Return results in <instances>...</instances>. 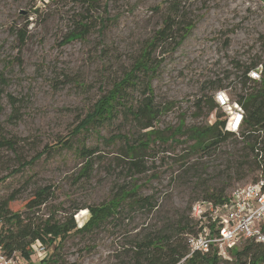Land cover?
Wrapping results in <instances>:
<instances>
[{
  "label": "rangeland",
  "instance_id": "1",
  "mask_svg": "<svg viewBox=\"0 0 264 264\" xmlns=\"http://www.w3.org/2000/svg\"><path fill=\"white\" fill-rule=\"evenodd\" d=\"M161 1L99 0L92 10L81 0H0V73L5 79L0 85V140L16 141L14 150L0 148V200L15 194L11 211L42 219L64 220L72 213L77 227L89 217L87 206L107 201L121 186L138 184V193L149 195L155 205L151 210L124 207L119 216L90 232L70 233L55 251L66 262L124 264L128 259L124 249L144 228H161L171 217L189 215L190 206L206 193L223 189L227 196L258 176L239 132L209 155L186 158L185 146L191 141L184 140L189 127L225 118L219 106L207 112L195 105L202 92L213 93L208 81L222 79L229 100L250 90L251 84L246 90L240 87L242 69L236 63L264 57V0H182L184 15L194 26L174 50L154 52L160 64L150 83L154 101L167 108L157 116L154 128L164 136L178 126L184 132L141 149L140 172L128 170L126 146L145 139V130L132 116L119 115L70 136L97 97L128 70L162 25L167 2L155 9ZM84 16L98 20L85 37L63 43L79 29V21H88ZM19 29L25 35L22 44ZM138 89L141 84L131 90L133 99L142 97ZM9 94L18 107L12 118ZM218 113L223 115L218 118ZM118 133L127 140L109 139ZM61 139H69L68 147L45 152L13 172L44 145ZM83 145L96 148L87 175L80 174ZM43 186L50 192L47 201L26 209V199ZM53 245H46L48 253ZM242 247V240L236 242L221 255L220 264H234L233 255ZM43 256L32 251L29 263L17 253L11 258L15 264H38Z\"/></svg>",
  "mask_w": 264,
  "mask_h": 264
},
{
  "label": "trees",
  "instance_id": "2",
  "mask_svg": "<svg viewBox=\"0 0 264 264\" xmlns=\"http://www.w3.org/2000/svg\"><path fill=\"white\" fill-rule=\"evenodd\" d=\"M87 6V9L96 10L99 0H81ZM167 2L166 15L162 19V25L153 33L152 37L142 47L138 57L134 60L128 70L124 71L122 76L115 80L109 89L97 97L92 107L86 112L79 123L70 131V136L81 131H85L90 127H98L103 123L116 118L119 115L132 116L139 127L144 129L145 139L126 146V154L129 155V169L136 168L139 171L141 149L151 141H166L168 136L178 135L184 132L180 126L173 130L170 135L164 136V132L154 128V121L157 116L164 112L167 108L159 106L154 101L153 88L151 79L156 72L160 61L154 52L162 48V54L174 50L194 26V21L187 19L184 15L182 0H163L161 4ZM88 21H79L77 31H71L63 40L67 42L73 38L85 37L97 21V17ZM100 20V28H104L103 19ZM19 43L22 44L25 38L24 33L19 29L17 31ZM261 66V76L259 80L249 77L248 72ZM238 69H242L240 77V87L249 91L239 94L237 101L243 109L244 120L239 129V136L243 148L246 149L251 156V164L254 169L258 170V176L264 177V57L262 60L251 61L248 64L236 63ZM237 76V77H238ZM5 82L4 77L0 73V85ZM211 88L215 91L225 90L222 79L216 81H208ZM141 84L142 89H138L141 94L140 99L131 97V90L137 88ZM241 90V91H243ZM213 93L207 95L202 92L195 101L197 107H205L207 112L213 111L218 107L214 101ZM12 106V114L9 118L16 116L18 107L16 106L15 97L8 95ZM218 113V118L222 116ZM226 115L223 119H215L211 124L204 126H191L186 130L185 140L191 142L185 146L187 156L195 153H204L209 155L211 150L220 144L235 136V133L225 129ZM175 133V134H174ZM123 138L124 135L115 134L109 139ZM69 139H61L58 142L48 146H43L40 152L35 153L29 160L19 163L13 170L16 172L21 168L32 164L41 157L45 152L56 150L59 147H68ZM16 141L14 139L2 138L0 140V148L6 147L14 150ZM81 157L85 158V164L82 166L80 174L87 175L88 170L92 166L91 156L96 152L94 147L81 146L79 149ZM3 179V178H2ZM1 179V180H2ZM139 185L136 183L130 186H121L107 201L99 204L90 205L86 208L89 212L87 221L77 227L73 214L70 213L64 220L55 219L52 216L44 219L37 215H30L26 212L11 211L10 203L15 200L16 195L10 194L6 198L0 200V248L6 257H11L17 253L26 263L30 262L32 253V243L40 242L46 248V253L42 259H37L38 264H75L74 262H66L62 259L56 248L70 233H87L99 227L102 223L110 218L114 219L124 210V207H140L154 208V202L149 195H141L138 193ZM50 192L48 187H38L32 197L25 201L26 209L39 208L41 204L47 201ZM223 189L210 191L206 193L201 200L211 201L213 203H222L226 199ZM126 205V206H124ZM191 207L189 215L178 214L171 217V221L163 224L161 228L150 229L144 228L132 241L131 247L124 249V256L128 257L124 264H220L222 261L221 254L218 252L216 245H212L207 251L194 250L191 252L188 237L197 235L203 228L204 221L196 220L191 215ZM53 245L52 251L47 252L46 245ZM230 249H228L229 251ZM234 264H264V240H244L243 247L234 253Z\"/></svg>",
  "mask_w": 264,
  "mask_h": 264
},
{
  "label": "built area",
  "instance_id": "3",
  "mask_svg": "<svg viewBox=\"0 0 264 264\" xmlns=\"http://www.w3.org/2000/svg\"><path fill=\"white\" fill-rule=\"evenodd\" d=\"M261 66L248 72L250 78L259 80ZM214 101L226 114L225 129L238 132L244 120V112L235 100H229L225 90L213 93ZM191 215L204 221L197 235L189 236L191 252L207 251L216 245L223 255L239 240H264V177L231 190L222 203L199 200L192 204ZM34 254L45 255L46 248L40 242L31 245ZM42 258V257H40ZM0 264H15L0 248Z\"/></svg>",
  "mask_w": 264,
  "mask_h": 264
}]
</instances>
